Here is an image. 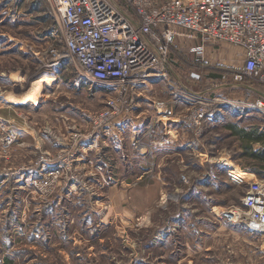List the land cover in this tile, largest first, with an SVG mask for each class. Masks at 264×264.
I'll use <instances>...</instances> for the list:
<instances>
[{
    "label": "rangeland",
    "instance_id": "374dc122",
    "mask_svg": "<svg viewBox=\"0 0 264 264\" xmlns=\"http://www.w3.org/2000/svg\"><path fill=\"white\" fill-rule=\"evenodd\" d=\"M180 31L160 69L95 82L48 0H0V264H264V235L226 216L264 178V142L228 126L264 132L226 86L244 56L202 59Z\"/></svg>",
    "mask_w": 264,
    "mask_h": 264
},
{
    "label": "built area",
    "instance_id": "2783aa9c",
    "mask_svg": "<svg viewBox=\"0 0 264 264\" xmlns=\"http://www.w3.org/2000/svg\"><path fill=\"white\" fill-rule=\"evenodd\" d=\"M58 17L64 43L81 72L95 82L141 80L168 63L163 45L181 29L199 40L192 52L204 59L209 45L243 51L233 85L264 92V0H48ZM128 13L131 18L126 14ZM244 105L264 113V96L252 89ZM10 143L12 137H5ZM238 206L226 216L264 235V178L248 180Z\"/></svg>",
    "mask_w": 264,
    "mask_h": 264
},
{
    "label": "crops",
    "instance_id": "0c3cea01",
    "mask_svg": "<svg viewBox=\"0 0 264 264\" xmlns=\"http://www.w3.org/2000/svg\"><path fill=\"white\" fill-rule=\"evenodd\" d=\"M181 30V29H180ZM176 39H181L182 41H186V42H188V43H191L190 41H195L193 44H191V48L190 49H193V47H195L196 45H198V43H199V40L198 39H196V37H195V35H193V34H191V33H189V32H187V31H184V30H181L180 31V34H179V36L178 37H176ZM225 44H223V45H221V47H218V48H216L215 49V46H212V45H209L208 47L209 48H212V51L213 52H218L219 50H221L222 49V47L224 46ZM207 47V48H208ZM225 47V46H224ZM227 49H226V65L227 66H232V62H233V60H234V58L233 57H235V54H238V55H242V56H244V54H243V51L241 50V49H239V48H237V47H234V46H227L226 47ZM239 89H241V88H239ZM244 92V91H243ZM245 93V92H244ZM262 130V129H261ZM232 172L234 173L233 174V176L235 177H239V176H241L243 173V171H241V170H239L237 167L234 169V170H232ZM260 172H263V171H260ZM240 173H241V175H240ZM260 174V173H259ZM249 175L251 176V177H261L263 174H260L259 176H258V174H255V173H249Z\"/></svg>",
    "mask_w": 264,
    "mask_h": 264
},
{
    "label": "trees",
    "instance_id": "16d2710c",
    "mask_svg": "<svg viewBox=\"0 0 264 264\" xmlns=\"http://www.w3.org/2000/svg\"><path fill=\"white\" fill-rule=\"evenodd\" d=\"M229 128L233 129V134L239 139L243 140L247 150L252 148L253 143L264 142V132L258 129H248L245 127H238L237 125H228ZM261 160L264 161V149L262 151Z\"/></svg>",
    "mask_w": 264,
    "mask_h": 264
},
{
    "label": "water",
    "instance_id": "95a60500",
    "mask_svg": "<svg viewBox=\"0 0 264 264\" xmlns=\"http://www.w3.org/2000/svg\"><path fill=\"white\" fill-rule=\"evenodd\" d=\"M126 14L131 18V16L128 13H126ZM223 86H225V85H223ZM226 86H232V87L241 88V89H252V90L257 91L258 93H260L261 95L264 96V92L263 91H260L259 89L254 88V87L249 86V85H244V84H241V85L226 84Z\"/></svg>",
    "mask_w": 264,
    "mask_h": 264
}]
</instances>
